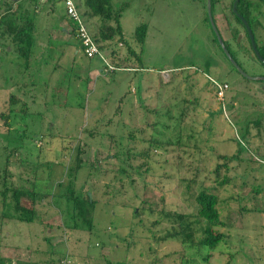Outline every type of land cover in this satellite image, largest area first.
<instances>
[{"label":"rangeland","instance_id":"1","mask_svg":"<svg viewBox=\"0 0 264 264\" xmlns=\"http://www.w3.org/2000/svg\"><path fill=\"white\" fill-rule=\"evenodd\" d=\"M23 1L26 6L34 5L32 0ZM113 5L121 8L119 25L125 43L115 37L105 47L108 46V53L113 51L112 56L123 51V58L112 62L122 66L134 59L128 45L132 47L139 54L140 60H135L140 66L137 71L119 69L114 75L104 72L91 76L89 69L98 66L96 57L88 58L76 40H64L60 34L47 45L48 55L39 63L40 70L26 71L24 60L15 52L6 55L3 51L6 46L0 40V110L12 106L8 101L11 94L24 95L22 87L32 95L28 105H31V111L35 110L34 113H18L20 103H17L14 105L16 113L9 116L12 123L0 117V175L6 153H10L12 180L27 184L29 180L21 178L32 177L36 170L40 177L36 184L41 190L63 194L67 186L60 184L57 189V181L68 177L67 166L76 162L77 153L74 148L71 151V144L75 142L73 146L79 144L82 147L78 155L81 167L73 182L78 187L92 173L90 164L99 163L107 153L112 156L116 149L114 141L117 139L111 138L108 132L120 129L118 132L125 134L116 119L120 122L146 120L141 132L132 138H122L124 149L131 148L123 165L127 163L126 167L130 169V166L135 168L142 164L140 169L148 167L149 170L142 174L134 172L133 168L128 170L133 180L130 181L127 176L118 178V161L110 164L111 169L103 171L101 167L109 165H104L102 160L100 170L96 169L95 175L92 173L93 178L90 176L93 179L89 184L90 193L97 201L90 232L65 227L63 222L68 221V217L63 218L55 204L48 207L51 211L42 214L47 220L44 225L38 219L17 220L12 216V203L4 204L0 194V245L19 244L23 248L19 254L36 246L39 249L52 246L56 253L70 250L72 263L68 264H114L119 261L145 264L156 259V264H264V164H257L256 169L257 161L251 155V147L254 148L251 146V123L238 125V121L229 115V108L227 116L218 112L220 103L207 75L229 84L227 99L236 82L238 87L244 84L245 89L238 97L247 100L249 108L251 83H264V80L246 78L231 67L209 24L206 0H115ZM45 6L43 4V8ZM58 7L63 8V3ZM216 7L220 11L219 19L214 18L219 33L228 40L245 71L250 75H264V65L251 59V48L243 27L233 19L228 8H223L221 3ZM260 7L263 10L262 1ZM226 15L230 24L225 20ZM263 17L264 14L260 18ZM140 24L147 25L141 47L134 34ZM87 25L93 32L88 21ZM235 31H239L236 39L233 37ZM254 32L260 44L259 29L255 25ZM245 49L246 53H243ZM99 66L104 68L103 63ZM14 82L26 84L17 83L9 90ZM140 83L141 99L138 92L133 91ZM130 88L132 91L127 92ZM141 100L146 110L140 106L132 109V103L139 104ZM240 116L247 122L251 120V115L250 119L244 113ZM110 118L111 126L97 129L93 135L87 132L88 123L95 121L96 129ZM256 120L262 125L260 128L253 125V131L259 130L258 140L262 141L264 116L256 117ZM8 125L12 129L8 130ZM40 128L50 130L39 136L42 144L38 147L39 138L30 139L39 135ZM243 131L250 133L242 137ZM92 136V141L85 142ZM151 138L171 143L154 148L149 146ZM238 145L244 148L243 155L248 162L230 163L228 174L233 181L221 189L225 204L219 203L220 217L225 222L220 227L224 236L209 251L208 261L201 257L208 253L206 250L197 252L196 246L185 249L178 238L161 239L171 224L167 219L154 223L161 216L160 210H193L188 195L181 192L185 184L196 188L197 181L211 178V169L220 161L218 154L232 153ZM60 158L66 159L67 164L58 162ZM18 168L24 173H18ZM195 173L196 184L191 182ZM242 179L245 184H241ZM205 183L211 185L206 179ZM252 187L263 190L256 194ZM62 197L58 202L71 206V202H65ZM23 198L28 204V199ZM134 207H141L137 209L141 211L138 217H134ZM6 231L14 233L7 236ZM43 254L39 252L40 256Z\"/></svg>","mask_w":264,"mask_h":264},{"label":"trees","instance_id":"2","mask_svg":"<svg viewBox=\"0 0 264 264\" xmlns=\"http://www.w3.org/2000/svg\"><path fill=\"white\" fill-rule=\"evenodd\" d=\"M74 1V0H73ZM234 0H211V8H212V14L215 13L216 6L218 3L222 4V7L228 8L230 14L233 16V19L238 22L244 29V34L246 36V39L248 40L249 46L251 48V59H257L261 64L264 65V63L256 56L254 53V50L251 45V41L248 35V32L240 19L238 15H236L232 11V3ZM261 1L264 3L263 0H238L236 8L237 11L247 20L248 24L250 25L253 34L254 39L256 43V47L259 50V53L261 56L264 57V43H257L255 32H254V25L260 24V17L264 14V7L263 10H261L260 3ZM0 3V40L2 41V44L6 46L4 48V52H6V55L11 56L14 52L19 55L24 60V67L23 69L28 71L32 67V54H33V48L35 45V37H34V30H35V24H34V16L31 12V8L26 6V2L23 0H4ZM76 8L79 12L80 17L85 22L86 26L87 21L91 17L96 18V24L93 26V32H91V29H89L92 37L95 39V41L98 43L100 49L104 48L108 42H111L115 37H118V39L121 42L123 41L122 37V31L119 25V17L121 13V8L117 9L114 7L112 0H79L74 1ZM2 8V9H1ZM65 13L67 15L66 9ZM68 20L69 17L67 15ZM214 18V17H213ZM225 20L228 24H230V18L229 16H225ZM215 21V20H214ZM72 35L75 37L73 33V26H71ZM147 33V25L146 24H140L135 29V39L137 43L139 44V47L142 46V44L145 41ZM239 33V31H238ZM234 33L233 37L236 39V34ZM78 41V39L76 38ZM224 43L227 47V49L230 51L233 58L237 61V63L244 69L243 62H241L237 56L235 55V52L230 48L228 44V40L223 39ZM234 41V40H233ZM235 42V41H234ZM237 42V41H236ZM79 43V41H78ZM125 43V42H124ZM106 44V45H105ZM80 49L81 45L79 43ZM129 47V51L131 53V57H134V59L128 60V65H112V68H108L106 65L105 73L113 74L116 70L122 69V70H129V71H137L140 66H138L135 62V60L139 59V54L137 51H135L132 47ZM138 47V46H137ZM241 47V46H240ZM106 48V47H105ZM82 50V49H81ZM113 51H111L112 54ZM243 53H246V49L242 51ZM1 53V52H0ZM84 53V52H83ZM110 54V53H109ZM89 58V57H88ZM134 60V61H132ZM231 67L233 69L234 66L230 63ZM39 66V65H38ZM131 68V69H130ZM224 69V67H223ZM37 70H40V67H37ZM36 70V72H37ZM245 70V69H244ZM12 77V75H10ZM208 80L210 81V85L212 89L214 90V93L216 95V98L218 99V102L220 103L218 112L223 114L224 116H227V108H228V101L226 98V92L224 94L223 100H220L217 95V87L214 84L213 80L218 82H226L223 79H218L216 77H213L211 75H207ZM19 83V82H17ZM17 83L14 82L11 84L12 87H16ZM19 84H26V82H22ZM142 84L140 83L139 87L135 86V89L133 91L138 92V97L141 99L140 96V86ZM19 86V85H18ZM20 89L19 87H17ZM24 87H22L23 94L26 98H24L22 94H11L8 101L11 102V105L9 108L6 107V109L0 110V117L3 119L10 120L9 116L11 113H16V108L14 105L17 106V103H20V107H18V113L19 111L24 112H32L31 111V105L29 104V99L32 95H28L27 90L24 91ZM132 91L131 88L127 90ZM127 92L123 97L126 96ZM121 97V98H123ZM136 97V96H135ZM122 100V99H121ZM6 102V101H5ZM132 109L140 106L144 110H146L145 103H143V100H141L138 103L134 101L132 103ZM225 107V109H224ZM133 115V113H131ZM136 115V114H134ZM230 115V114H229ZM93 118V116H92ZM90 118V119H92ZM112 118H110L107 122H104V124L98 126L95 129V121L94 123H88L87 132L90 135H93L97 129L106 127V125L111 126L110 122ZM11 121V120H10ZM116 122L121 126V129L125 130V134L120 133V129H117V131L108 132L111 138L117 139L116 142V149L114 152H112V156L110 153H107L104 157L100 159H104V165H109V167L103 166V171H106L108 169H111L110 164L117 162L116 170L119 173L118 178H122L123 176L129 177L130 181H133L130 177L128 170L132 169L134 172H137L138 174H142L144 172H147L149 170L148 167L144 169H140L143 165L140 164L137 167L130 166V169L126 167L127 163L123 165V162L127 160V151L130 152V147H127V151L124 149L125 143H122V138H132L135 134L141 132L142 125L146 126V120H142L141 122L134 121L133 119H129V122L126 121L129 124H126L125 122H120L116 119ZM12 123V121H11ZM45 126V125H44ZM52 126V125H51ZM47 127V126H46ZM8 130L12 129L10 125L6 126ZM50 129H39V135L34 136L30 139H41L43 133L48 132ZM247 134V131H243L242 137ZM93 138L89 137L87 139L88 142ZM243 140V139H242ZM79 141V140H78ZM77 141V142H78ZM92 141V140H91ZM235 141V140H234ZM21 142V140H19ZM84 142V141H83ZM171 141L162 142L156 138H151L149 142V146L154 148H161L164 144H170ZM42 144V141L40 140V143H38V147H40ZM75 142L71 144V151L74 148L75 156H77V159L75 160V164L69 163L68 167V177L61 178V180L57 181V189L60 187V184H65L66 192L63 194L56 193L52 191H43L41 188H39L36 184L37 180L40 178L36 170L34 171L32 177L29 178H21L23 180L27 179L29 180V183H17L14 180L11 179L14 172L10 168L11 159L10 153H6V160L5 165L1 171L0 175V194L2 196L3 203L11 202L14 214L12 215L13 218H16L20 221H32L35 219H38L42 225L45 224L47 220L44 219L45 216H43V213H46L49 210L50 204H55V209L58 210L60 213H63V218L68 217V221H64L63 224L65 227L69 229H80V230H86L88 232L92 231L93 229V211L96 205V199L92 196L90 193V181H92L93 176L92 173L95 175V170H100V167L102 164V160L98 161L99 163H91L90 166L93 168V171L88 179L84 180V182L76 187L73 185L74 180L76 179V172L81 167V160L78 158V155L81 153L80 150H82V147L77 144L73 146ZM124 149V150H123ZM244 149V148H243ZM243 149L241 145H238L237 150L230 153L227 151L220 152L218 154L219 160L214 166L213 169H211V173L213 176L211 178L204 177V179H201L200 181H197V173H195L194 177L192 178L191 182L196 184L197 181V187L191 188V185L189 183L185 184V188L181 191H184V194L188 195V203L191 201L194 205V209L191 211H181L177 209H161L160 210V218H157L154 223L157 224L163 219H167L168 222H170L171 227L168 228L167 232L161 237V239H166L168 237L171 238H178L179 241L182 243V245L185 247V249L192 248L196 246L197 252H199L200 249L208 251V253L201 255V257L206 261H208L209 258V251L214 249L217 244L223 239L224 233L222 230H220V227L225 224L223 219L220 217V210H219V203L222 204V201H225V198L221 196V189L225 188V185L228 183H232L233 178L231 175L228 174L230 163L232 164L235 162L236 164H239L241 161L248 162V160H245V157L243 155ZM125 155V156H124ZM247 155V154H245ZM71 156V152L69 154ZM62 157V156H61ZM251 158V157H250ZM254 158V157H253ZM255 159V158H254ZM66 159L62 160V158L59 159L58 162H62L64 165H66ZM26 168V167H25ZM18 173H24L22 169L18 168ZM209 172V173H210ZM91 176V178H90ZM95 178V177H94ZM243 178V177H242ZM60 179V178H59ZM205 179L210 181L211 185H206ZM241 184H245V180L242 179ZM93 182V181H92ZM252 189L255 190L256 194L261 192L263 190L261 187H252ZM56 191V189H55ZM254 194L253 196H255ZM50 197V200H47L46 197ZM63 196L62 198L65 199V202H71V206L65 205L58 202V198L60 196ZM23 197H26L28 199V204L25 203V199ZM254 198V197H253ZM62 199V200H63ZM44 200V202H42ZM61 204V205H60ZM225 204V203H223ZM141 207H134V217H138L141 213L140 210H137ZM246 207H244L245 209ZM64 233V232H63ZM46 239V237H44ZM27 247V246H26ZM35 249V253L38 252H44L49 256L51 261L49 263L52 264H68L72 263L71 256H70V250L64 253H56L53 250L51 253L48 252V247L39 249V246L33 247ZM57 255L56 258L53 256ZM92 259V258H91ZM157 260V259H156ZM156 260L150 263L145 264H156ZM106 264H111L110 262ZM114 264H141L137 262H126V261H119L115 262Z\"/></svg>","mask_w":264,"mask_h":264},{"label":"crops","instance_id":"3","mask_svg":"<svg viewBox=\"0 0 264 264\" xmlns=\"http://www.w3.org/2000/svg\"><path fill=\"white\" fill-rule=\"evenodd\" d=\"M18 1V0H15ZM79 1V0H74ZM115 0H112V3ZM33 6L30 5L31 12L34 16V24H35V30H34V37H35V45L33 48V54H32V67L29 70H37V67H39V63H42V58H46L48 55L47 46L52 38L58 34L61 35L62 39L69 40L74 39V36L72 35L71 31V24L67 18V15L65 13V5L62 0H32ZM63 3L64 7H58L59 3ZM43 4L46 5L45 8H43ZM60 11L59 13L57 11ZM220 14V11L217 9L215 10L214 18L219 19L218 17ZM260 24L256 25V27L259 29L258 32V39L260 43H264V17L260 18ZM88 23L92 25V30L94 24H96V18L91 17L88 20ZM59 31V32H58ZM77 41V40H76ZM121 43V42H120ZM77 44L79 46V43L77 41ZM106 45V44H105ZM80 48V46H79ZM108 46L105 48H102V53L104 57L106 58V61L112 64V62H116L118 58H123V51L119 50L117 51L119 55L112 56V54H109L108 52ZM112 51V50H111ZM110 51V52H111ZM78 50H76V53ZM97 65L89 69V73L91 76L94 75H100L101 73H104L106 69V64L100 59L99 57H96ZM39 61V62H38ZM103 63L104 68L101 69L99 64ZM131 69V68H130ZM36 74V72H35ZM225 79V78H224ZM243 82V81H242ZM244 86V84H243ZM241 85V87L237 86L236 84L232 87L233 91L230 92L228 95V110L230 112V116L233 117V119H236L238 122L237 124H244L248 126L249 123H251V155L255 158L257 161L255 166L256 169L257 164L262 163L264 164V139L262 141L258 140L259 137V130L253 131V125H256L257 127L262 125L261 121L256 120V117H262L264 116V83L261 82H255L251 83V108L247 106V100L244 98H239L238 95L243 91L245 88ZM9 90L12 89V86L8 88ZM29 93V92H28ZM29 95V94H28ZM251 112V113H250ZM241 113V114H240ZM246 115L247 118L251 120L247 122V119L244 117L241 118L240 115ZM250 133V131H248ZM247 132V133H248ZM255 137V138H254ZM44 202V200H42ZM48 208V207H47ZM10 229V228H9ZM14 231H6V235H12ZM0 237H2V230H0ZM52 246L48 247V252L51 253L53 250L51 248ZM23 249L20 248L19 244L15 243H1L0 245V264H52L49 263L51 261L49 256H46L47 254L44 253L43 256L39 255L38 253H35L34 248H26V252H21L19 254V251ZM28 254V255H27Z\"/></svg>","mask_w":264,"mask_h":264},{"label":"built area","instance_id":"4","mask_svg":"<svg viewBox=\"0 0 264 264\" xmlns=\"http://www.w3.org/2000/svg\"><path fill=\"white\" fill-rule=\"evenodd\" d=\"M62 1L64 2L67 15L71 21V26H73V33L75 37L78 39L84 54L89 58L99 57L100 59H102V61L106 64L108 68H112V65H110L106 61V58L104 57L98 43L92 37L88 27L86 26L83 19L80 17L74 1L73 0H62ZM212 80L217 87V95L219 99L223 100L224 94L226 90L229 88V84L227 82H218L215 81L214 79Z\"/></svg>","mask_w":264,"mask_h":264},{"label":"water","instance_id":"5","mask_svg":"<svg viewBox=\"0 0 264 264\" xmlns=\"http://www.w3.org/2000/svg\"><path fill=\"white\" fill-rule=\"evenodd\" d=\"M238 0H234L232 3V11L238 15L240 17V19L242 20L250 41H251V45L252 48L254 50V53L256 54V56L264 63V57L260 55L259 50L256 47V43H255V39H254V34L253 31L250 27V25L248 24L247 20L237 11L236 5H237ZM206 13H207V18L209 21V24L212 28V30L215 33V36L218 40V43L223 51V53L225 54V56L227 57V59L229 60V62L234 66V68L244 77L252 79V80H264V75H250L248 74L238 63L237 61L233 58V56L231 55L230 51L227 49L223 38L221 37L219 30L215 24L214 18H213V14H212V8H211V0H206Z\"/></svg>","mask_w":264,"mask_h":264}]
</instances>
